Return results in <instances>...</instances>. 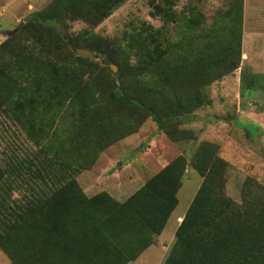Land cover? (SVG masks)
I'll list each match as a JSON object with an SVG mask.
<instances>
[{"label": "trees", "instance_id": "trees-1", "mask_svg": "<svg viewBox=\"0 0 264 264\" xmlns=\"http://www.w3.org/2000/svg\"><path fill=\"white\" fill-rule=\"evenodd\" d=\"M125 1L51 0L44 12L32 14L31 22L54 32L55 26L66 25L68 13L96 24ZM151 5V16L176 23L178 40L166 36V26L129 35L123 48L106 44L92 31L84 46L85 35L72 40L55 32L57 43L89 49L114 63L115 72L110 65L106 72L97 71L91 57L79 54L73 65L69 57L54 59L53 50L38 39V49L7 38L0 43V60L9 55L0 66V110L40 151L0 166V246L9 264H125L152 243L177 205L187 166L183 155L123 201L106 191L87 196L76 179L99 151L135 131L146 115L160 129L170 127L177 116L203 104L200 88L239 66L243 0H232L218 26L191 35L204 22L201 12L192 8L187 15L177 14L173 0ZM109 46L133 54L138 73L151 75L148 84L156 90L132 94L122 76L126 67L109 54ZM100 96L114 105L112 112ZM115 110L127 112L126 124L113 120ZM189 163L201 181L162 264H264V185L249 175L241 202L228 196L224 172L229 164L217 143H200ZM23 183L28 195L19 204L10 194Z\"/></svg>", "mask_w": 264, "mask_h": 264}, {"label": "rangeland", "instance_id": "rangeland-1", "mask_svg": "<svg viewBox=\"0 0 264 264\" xmlns=\"http://www.w3.org/2000/svg\"><path fill=\"white\" fill-rule=\"evenodd\" d=\"M154 1L158 0H126L115 8L108 17L96 24H90L82 19H74L71 15L65 13L66 25L55 26L54 32H48V30L33 25L31 16L34 12H44L49 7L51 0H26L24 6V0H19L21 5L18 6L15 3V7L7 8L5 11L0 10V29H9V31H1V35L4 39L22 41L24 45L33 44L36 49L41 47V45L35 43L37 42L36 39L41 40V42L48 44L43 46L44 49L53 50L54 59L69 57L70 65L77 61L75 59L77 53L71 43L61 45L56 42L57 36L55 32H59V30L66 38L69 36L72 40L78 35H85L82 46L86 45L90 38L89 34L92 31L98 38L103 39L106 44L114 42L120 48H123L129 35L136 32H145L149 26L153 28L164 26V29L166 26V36L171 40H178V28L174 21L163 24L161 17L151 16V4ZM231 2L232 0H173L172 10L177 14L186 15L189 14L192 8L201 12L204 16V22L194 32L189 33L191 35L205 32L213 24L218 26L222 13ZM257 7H259V13L264 16V0H259ZM251 10L253 12L254 8ZM17 13L19 14L14 19L13 16ZM262 22L264 23L263 18ZM120 38H125V41L119 43L118 40ZM101 42L99 39V43ZM110 50L112 51L110 52ZM107 51L126 67L122 76L125 78L124 84L127 85L132 94L140 93L145 95L156 90L157 87L155 85L148 84V82L153 81L151 75L138 73L135 66L139 65V63L133 54H128L123 49H114L112 46H109ZM178 52L181 53V49H178ZM8 57L9 55L6 54L1 58V67ZM90 61L94 63L97 71L106 72L108 65L116 67L115 70L112 69L114 72L118 69L110 60L100 56L95 57L94 54L91 56ZM239 66L235 70H238ZM242 67L244 73L242 72V77L240 75V80L242 81L243 78L244 80H249L253 76L252 72L247 66ZM235 70L224 75L227 76L225 78L228 81L226 88L224 87V92L230 94L226 98L221 93L222 86H217L219 84L217 81L224 77L222 76L200 88L203 104L196 106L189 113L177 116L170 127L160 129L154 118L146 115L144 120L135 127V131L113 141L102 151H99L91 167L81 170L76 176L81 188L86 190L85 194L92 196L100 191H106L115 199L123 201L166 163L172 161L178 155H183L187 159V166L182 176L181 186L176 194L178 203L173 214L182 213L186 210L187 205L190 204L201 181V176L190 166L189 160L192 153L204 141L210 142V144L211 142L217 143V141H220L217 143L218 154L224 158H230L228 160L229 165L224 172L225 191L234 201L241 202L240 193L246 176H253L264 185V126H259L257 121H252L245 115L239 113L235 116L233 115L232 106L233 104L236 105L233 94L237 87L243 90L244 93H249V90L245 88L244 80L239 85L236 82L235 76L237 74ZM258 84L260 87H264L263 76H259ZM117 89L119 93L123 91L121 87ZM103 94H105V90L101 89L100 95ZM225 99L229 101V104H233L219 107L220 102L225 101ZM242 100L243 103L247 101L245 98ZM100 101L107 112H112L114 105L104 102L105 99L102 96H100ZM139 111L136 109L135 113ZM140 114L141 112L138 115ZM142 114H144L143 111ZM113 116V120L119 119L120 121L122 119L124 124L127 123V112L118 113L115 110ZM232 117L235 120L234 123H230V118L232 120ZM133 119L138 121L136 117ZM229 123L231 127L237 130L233 132L236 140L234 150H241V154L237 152L235 155L233 154L234 157L229 155L225 143L222 142V140H226L225 137L228 131H225L224 128L229 129ZM239 129L243 131L239 132ZM167 131L171 133V136ZM236 136H241V140L236 139ZM234 150L232 151L234 152ZM39 153V149L30 142L20 124L0 110V166H5L6 162L10 161V158H27ZM24 188H27V186L23 183L19 190L11 192L10 197L15 199L14 202L19 204L25 202L23 196H27L28 191ZM170 226L171 221L168 222L166 228H170ZM122 233L120 234L123 235ZM120 237H117L118 241L122 240ZM1 253L8 257L0 246ZM4 263L5 260L1 257L0 264Z\"/></svg>", "mask_w": 264, "mask_h": 264}, {"label": "crops", "instance_id": "crops-1", "mask_svg": "<svg viewBox=\"0 0 264 264\" xmlns=\"http://www.w3.org/2000/svg\"><path fill=\"white\" fill-rule=\"evenodd\" d=\"M258 1L259 0H243L241 61L238 70H235V73L237 74L235 76V80L238 83V85L239 83L242 84L241 82L244 80V78L242 79V81L240 80V75H242V72L244 73V71L242 70L243 69L242 66H247L248 69H250V71L252 72L253 76L249 78V80L246 79L244 80L246 84L245 88L249 90V93L246 92L244 93L243 90H240V88L237 87L236 91L233 94L235 96L236 105H234L233 103L229 104V101L225 99V101L220 102L219 107H225L226 105L233 104L232 111L234 112L232 113L234 116L237 113H239L245 115L252 121L254 120L257 121L259 126L262 125L264 126V87H260V85L258 84L259 76L264 77V23L262 22V18L264 19V16L262 13H259L260 10L259 7H257ZM25 2L26 0H24L23 6ZM15 3H17L18 6L21 5L19 0H0V10L5 11L7 8L15 7L14 6ZM252 8H254L253 12L251 10ZM18 14L19 13L15 14L13 18L15 19V17H17ZM257 19L259 22L257 21ZM7 30L9 31L8 28L0 29V36H1L0 43L4 39L1 35V31H7ZM225 77L227 76L218 79L217 82L219 84L217 86L218 87L222 86L223 92L221 91V93L225 95L226 98V96H229L230 94L224 92V87L226 88V84L228 82ZM243 98L247 100L246 103L242 102ZM234 122H235L234 118L232 120L230 118V123H234ZM230 123L228 124L229 129L224 128L225 131L226 130L228 131V134L225 137L226 140H222V142L225 143V147L226 150L229 152V155H231V157H234V155L237 152L239 154L241 150L240 151H238L237 149L234 150V144L236 140L233 135V132H236L237 130L231 127ZM242 131H243L242 129H239V132ZM236 139L241 140V136H238ZM219 142L220 141H217V143ZM232 150H234V152ZM224 159L227 160L229 164L228 160L230 158H224ZM82 189L84 192L86 191L84 190V188ZM175 208L169 215L161 232L158 235L154 236L152 243L148 245L146 248H144L136 258L126 262L125 264H162L163 263L171 248V245L175 240V232L186 211L185 210L182 213L173 214L175 213ZM169 221H171V226L170 228H166ZM1 257L3 260H5L4 264H8L10 262V258H8L6 255L1 253L0 258Z\"/></svg>", "mask_w": 264, "mask_h": 264}, {"label": "water", "instance_id": "water-1", "mask_svg": "<svg viewBox=\"0 0 264 264\" xmlns=\"http://www.w3.org/2000/svg\"><path fill=\"white\" fill-rule=\"evenodd\" d=\"M74 51L77 54L82 55V56H85V57H91L93 55L92 51L89 50V49H86V48L77 47V48H74ZM111 68L113 70L116 69V67L114 65H111Z\"/></svg>", "mask_w": 264, "mask_h": 264}]
</instances>
